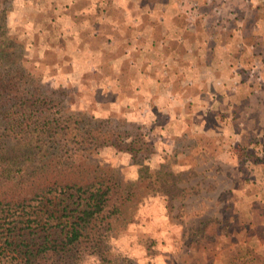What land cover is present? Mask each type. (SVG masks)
I'll list each match as a JSON object with an SVG mask.
<instances>
[{"label":"rangeland","instance_id":"obj_1","mask_svg":"<svg viewBox=\"0 0 264 264\" xmlns=\"http://www.w3.org/2000/svg\"><path fill=\"white\" fill-rule=\"evenodd\" d=\"M215 2L231 10L223 19L227 16L231 32L240 36L228 63L240 71L241 86L231 94L229 87L221 89L216 97L226 107L221 102L209 110L200 104L177 106L174 112L189 121L185 125L183 119L167 123L174 112L154 94L132 96L127 85L118 93L104 88L122 76L113 79L114 62L100 57L114 54L97 51L88 32L115 0L0 1L5 17L0 67L22 78L21 91L54 100L50 110L80 132H116L125 142L140 137L131 153L119 140V147L88 146L65 136L71 160L111 167L122 184L143 180L132 217L103 236L106 258L87 252L74 264H227L234 259L236 264H264V7L260 0ZM88 44L96 51L90 54ZM225 114L232 115L231 123ZM193 122L199 128L204 124V130L191 132ZM1 125L6 133L8 125ZM195 133L202 134L197 145L191 141ZM11 135L6 133L2 154L5 178L15 179L16 167L36 166L44 152L36 138ZM189 136L186 147L200 148V153L181 166L177 154L165 155V146L172 141L174 149L185 148Z\"/></svg>","mask_w":264,"mask_h":264},{"label":"trees","instance_id":"obj_2","mask_svg":"<svg viewBox=\"0 0 264 264\" xmlns=\"http://www.w3.org/2000/svg\"><path fill=\"white\" fill-rule=\"evenodd\" d=\"M2 13L0 36L5 34ZM21 80L0 67V127L8 125L3 131L11 139L36 138L44 156L32 168L16 167L17 178H5L6 133L0 132V264H74L87 252H101L105 259L103 236L132 217L143 180L122 184L111 167L71 160L65 136L88 146L119 147V140L131 153L140 137L125 142L116 132H80L50 110L54 100L21 91Z\"/></svg>","mask_w":264,"mask_h":264},{"label":"crops","instance_id":"obj_3","mask_svg":"<svg viewBox=\"0 0 264 264\" xmlns=\"http://www.w3.org/2000/svg\"><path fill=\"white\" fill-rule=\"evenodd\" d=\"M182 1L115 0L114 4L104 6V11H100L97 17L96 27L90 29L88 36L96 39L92 42L98 44L97 51L109 56L110 53L114 54L111 58L100 57L109 65L114 62L116 76L113 79L116 78V81L117 76H122L120 81L105 83V89H113L118 93L127 85L129 88L126 91L132 96L140 93L154 94L156 99H163V105L173 112L181 105L185 107V104L191 108L200 104L209 110L221 102L216 96L225 88L229 87L227 94L239 89L241 83L237 79L240 71L230 66L228 57H233L230 52L234 50L240 36L233 33V29L231 32L232 26L227 22V16L223 19V15L231 10L217 13L215 0H202L204 6L194 0L203 17L195 20L190 27L181 6ZM87 46L90 54L96 51L90 44ZM210 79L212 83L207 84ZM209 85L212 87L208 88ZM163 94L168 95L165 98ZM169 95L172 96L169 98ZM204 98L206 104L201 103ZM174 114L165 121L171 123L183 119L179 112ZM214 114L217 116V112ZM225 115V120L231 123L232 115ZM213 119L216 124L217 119ZM183 120L185 125L189 124L185 116ZM235 124L243 125L242 122ZM194 126L193 122L191 132L200 133L204 130V124H200V128ZM174 128H169L167 132ZM198 136L202 134L195 133L193 139L191 136L185 138V148L180 147L179 150L173 148L172 141H168L165 155L175 157L177 154L179 165H187V158L199 156L200 148L196 152V149L186 147L191 139L197 145L200 140ZM247 251L250 253L251 249ZM227 264H236V260Z\"/></svg>","mask_w":264,"mask_h":264},{"label":"built area","instance_id":"obj_4","mask_svg":"<svg viewBox=\"0 0 264 264\" xmlns=\"http://www.w3.org/2000/svg\"><path fill=\"white\" fill-rule=\"evenodd\" d=\"M222 1H226V0H222ZM181 6L183 8V11L186 13L188 26L191 27L195 20L203 17V14L200 13V11L198 10V4L194 0H190V1L183 0ZM220 12L221 9L217 8V13Z\"/></svg>","mask_w":264,"mask_h":264}]
</instances>
